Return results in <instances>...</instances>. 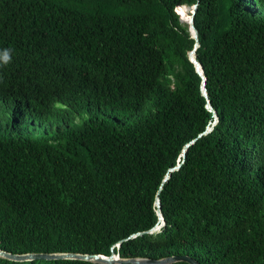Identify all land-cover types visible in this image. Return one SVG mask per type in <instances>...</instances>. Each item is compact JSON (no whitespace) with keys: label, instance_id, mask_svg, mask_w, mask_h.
Returning a JSON list of instances; mask_svg holds the SVG:
<instances>
[{"label":"trees","instance_id":"1","mask_svg":"<svg viewBox=\"0 0 264 264\" xmlns=\"http://www.w3.org/2000/svg\"><path fill=\"white\" fill-rule=\"evenodd\" d=\"M114 246L264 264V0H0V249Z\"/></svg>","mask_w":264,"mask_h":264},{"label":"water","instance_id":"2","mask_svg":"<svg viewBox=\"0 0 264 264\" xmlns=\"http://www.w3.org/2000/svg\"><path fill=\"white\" fill-rule=\"evenodd\" d=\"M198 10V4H196L192 8V13L190 14V19L187 22L190 26L191 33L193 37L196 39L197 44L195 49L190 53L189 57L192 63L195 64L197 73L201 76L203 82H202V93L203 95L208 99V108L214 112L216 121L214 122L213 126L216 125L218 121V113L216 110H214L211 106V103L209 101V94L207 90V78L204 74L202 65L198 62L196 58V49L200 47L199 42V32L197 28L195 27V15ZM212 127H208L206 132L204 134H208L213 130ZM202 134V135H204ZM201 135V136H202ZM200 136V137H201ZM196 140L191 142L193 144ZM190 145H187L186 148L183 151V157L186 156L187 150ZM181 167V164L178 165L176 168L172 169L171 171L178 170ZM169 176L166 177V181L169 180ZM156 206L158 208V215H159V222L158 224L149 232L147 233H157L161 231V229L165 226V218L162 212V206H161V200L158 197L156 201ZM144 233H138L136 235H133L132 237L140 236ZM115 246L112 249V254L110 256L105 255H98V254H77V253H56V254H50V253H28V254H13L10 252H7L5 250L0 249V258H5L11 261L15 262H32V261H45V260H80V261H86V262H92L96 264H175L179 262H185L189 264H200L196 259H194L191 256L183 255V256H172L162 259H152V258H128L123 259L118 254L115 253Z\"/></svg>","mask_w":264,"mask_h":264},{"label":"rangeland","instance_id":"3","mask_svg":"<svg viewBox=\"0 0 264 264\" xmlns=\"http://www.w3.org/2000/svg\"><path fill=\"white\" fill-rule=\"evenodd\" d=\"M192 13V9L188 7H183L180 10V14L184 20L188 21L190 19V14Z\"/></svg>","mask_w":264,"mask_h":264}]
</instances>
